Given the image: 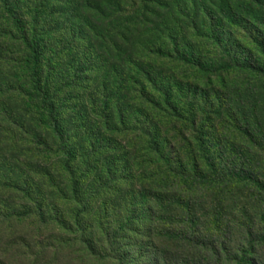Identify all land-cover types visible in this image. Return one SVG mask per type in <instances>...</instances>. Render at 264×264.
<instances>
[{
    "label": "trees",
    "instance_id": "obj_1",
    "mask_svg": "<svg viewBox=\"0 0 264 264\" xmlns=\"http://www.w3.org/2000/svg\"><path fill=\"white\" fill-rule=\"evenodd\" d=\"M117 1L119 14L114 16L119 18L126 16L127 5L136 4ZM59 2L0 0V14L8 28L7 44L20 57L10 70L21 75L22 94L58 142L56 152L39 138L33 146L42 159L56 154L61 160L59 172L75 210L70 218L60 215L44 198L37 182L41 176L32 171L19 182L9 176L10 190L26 204L22 213L8 210V218L54 222L74 237L61 246L74 248L91 263L261 264L264 133L252 112L240 117L234 110L237 101L232 100L234 91L229 93V80L242 76L250 85L264 84V0L174 3L172 10L181 19L164 20L162 47L145 48L138 60L124 62L117 69L114 91L107 67L89 50H54L41 41V29L48 36L54 32L56 8L51 12L49 6ZM243 11L252 18H243ZM126 20V29L138 21ZM181 27L208 47L182 48L176 35ZM230 28L245 31L246 40H236ZM72 53L76 66L66 79L60 78L61 64ZM89 83H97L101 91L90 100L95 123L85 131L86 145L81 147L73 139L84 132L79 128L67 137L61 117L73 98L84 102ZM254 156L263 160L254 163ZM232 188L252 199L253 219L225 227L215 214L205 222L203 204ZM233 229L240 234L234 249Z\"/></svg>",
    "mask_w": 264,
    "mask_h": 264
},
{
    "label": "rangeland",
    "instance_id": "obj_2",
    "mask_svg": "<svg viewBox=\"0 0 264 264\" xmlns=\"http://www.w3.org/2000/svg\"><path fill=\"white\" fill-rule=\"evenodd\" d=\"M140 1L135 0L133 3L136 4L127 5V8L123 10V13L127 12L126 16L120 18L114 16L119 14L115 8L117 0L98 2L64 0V4L63 0H60L58 5L52 3L49 11L52 12L56 8L54 9L56 14L51 21L54 32L48 36V30L41 29V41H46L47 47H52L54 50L59 48L63 51L69 48L75 50L74 47L89 50L97 63L107 67L105 74L110 78L109 89L114 91L118 81L117 69L129 58L138 60L136 55L142 53L145 48L162 47L159 39L163 35L160 26L164 20L168 19V16L181 19L172 10V5L181 0H146L147 5L140 4ZM87 3H91L92 6ZM95 3H98L100 8L97 9ZM135 5H137L136 8H134ZM192 14L191 9L188 16L191 17ZM242 15L245 19L252 18L244 11ZM126 19H138V21L126 29L125 23L128 21ZM119 20L124 23L118 22ZM64 22H67L65 26ZM188 22L186 21V25ZM230 29L234 32L236 40H246L245 31ZM176 35L182 48L190 47L197 50L208 47L207 43H201L196 35L185 28H179V34ZM6 36H8V28L0 14V264H36L38 259V264H110L108 262L91 263L81 253L77 254L74 248L61 246L68 240H74V237L69 236L54 222L42 225L26 221L28 218L31 219L30 217L18 220L14 217L9 219L7 216L8 210L22 213L26 204L21 196L10 190L9 176L13 174L16 176L15 180L19 182L20 179H24L23 176L31 177L32 171L36 172V178L41 176L37 182L44 192V198L49 205L59 208L60 215L70 218L75 208L67 200L70 196L67 181L58 168L61 160L56 154L49 156L48 159H42L33 146L36 143L35 140L39 138L47 142L56 152L58 142L48 129L41 126L32 103L22 94L24 89L21 85V75L10 70L20 57L15 48L7 44ZM71 55L73 57L68 54L61 64L60 78L66 79L72 68L76 66V62H72L75 54ZM212 81L216 85V78ZM94 85L89 83L91 88L86 91L83 103L73 98V101L67 104V112H64L61 117L67 137L79 128L84 132H78L80 137L73 139L74 144L81 147L86 145L85 131L95 123L89 109L90 100L94 94L101 91V87L97 83ZM232 91H234L232 100L237 101L234 110L238 111L240 117L246 116L249 111L254 113L255 115L250 113L252 119H257L259 129L264 133V84L250 85L249 81L239 76L229 80V93ZM70 93L68 92L66 97H71L72 93L71 95ZM254 158V163H260V160H263L258 156ZM78 168H80L79 165ZM46 181H53L55 185ZM250 201L252 199H249L246 192L232 188L223 195L209 197L203 204L200 214L203 220H206L205 222L211 221L213 216L218 214L225 227L234 221L250 222L254 217L253 212L256 211V206H251ZM219 208L224 211L219 212ZM233 234L230 245L232 249L236 248L240 242V234L236 229H233ZM45 249L48 251L43 255L42 250ZM259 260L261 264H264V252L259 255Z\"/></svg>",
    "mask_w": 264,
    "mask_h": 264
}]
</instances>
